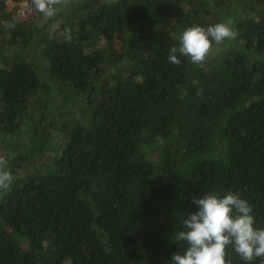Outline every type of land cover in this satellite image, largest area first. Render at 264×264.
Segmentation results:
<instances>
[{
    "label": "trees",
    "instance_id": "obj_1",
    "mask_svg": "<svg viewBox=\"0 0 264 264\" xmlns=\"http://www.w3.org/2000/svg\"><path fill=\"white\" fill-rule=\"evenodd\" d=\"M7 1L0 264H171L207 194L239 193L264 228V0H69L51 18ZM229 20L203 68L168 60L188 27Z\"/></svg>",
    "mask_w": 264,
    "mask_h": 264
},
{
    "label": "clouds",
    "instance_id": "obj_2",
    "mask_svg": "<svg viewBox=\"0 0 264 264\" xmlns=\"http://www.w3.org/2000/svg\"><path fill=\"white\" fill-rule=\"evenodd\" d=\"M68 2L33 0L36 10L49 18ZM232 23L229 20L207 28L199 25L188 27L179 36L178 46L171 47L168 60L178 66L181 63L178 56H185L192 64L203 68L214 45L237 36ZM64 38L72 41L70 28L64 29ZM13 183L8 160L0 157V193L7 194ZM192 203L198 206V210L183 218L182 230L174 233V239L185 242L187 247L183 254H172L171 264H231L226 259L229 247L247 264L256 258H264V228L254 226L253 207L239 193L229 192L223 197L215 194L200 198L193 196Z\"/></svg>",
    "mask_w": 264,
    "mask_h": 264
},
{
    "label": "built area",
    "instance_id": "obj_3",
    "mask_svg": "<svg viewBox=\"0 0 264 264\" xmlns=\"http://www.w3.org/2000/svg\"><path fill=\"white\" fill-rule=\"evenodd\" d=\"M9 2H13V4L17 5L18 8V12L24 17H30L32 15H34V13L36 12V8L35 5L33 3V0H19V1H15V0H8ZM15 2V3H14Z\"/></svg>",
    "mask_w": 264,
    "mask_h": 264
},
{
    "label": "rangeland",
    "instance_id": "obj_4",
    "mask_svg": "<svg viewBox=\"0 0 264 264\" xmlns=\"http://www.w3.org/2000/svg\"><path fill=\"white\" fill-rule=\"evenodd\" d=\"M7 3H8V7H9V9H12L13 7H15V6H17L18 4L16 3V5L15 4H13V2H9V1H7ZM15 3V2H14ZM17 11H18V8H17ZM27 18H29V17H27Z\"/></svg>",
    "mask_w": 264,
    "mask_h": 264
}]
</instances>
